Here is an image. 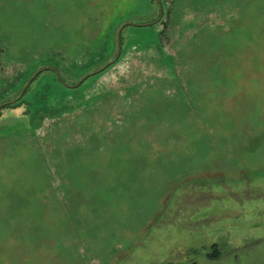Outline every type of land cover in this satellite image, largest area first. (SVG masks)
Here are the masks:
<instances>
[{
  "label": "rangeland",
  "instance_id": "rangeland-1",
  "mask_svg": "<svg viewBox=\"0 0 264 264\" xmlns=\"http://www.w3.org/2000/svg\"><path fill=\"white\" fill-rule=\"evenodd\" d=\"M162 10L0 0V106L30 86L34 105L0 121V134L19 122L29 136L0 145V264H198L214 244L225 257L260 252L264 0ZM129 20L161 22L126 26L141 40L114 61Z\"/></svg>",
  "mask_w": 264,
  "mask_h": 264
},
{
  "label": "trees",
  "instance_id": "trees-1",
  "mask_svg": "<svg viewBox=\"0 0 264 264\" xmlns=\"http://www.w3.org/2000/svg\"><path fill=\"white\" fill-rule=\"evenodd\" d=\"M159 1H161L160 3H159ZM151 2H152V5H153V9H155L156 8V5L159 7V6H162L163 7V10H164V2H166V0H151ZM160 4V5H159ZM159 10H160V8H158ZM162 9V8H161ZM162 10V11H163ZM161 11V10H160ZM162 14H165V17H166V12H165V10L163 11V13ZM159 20H163L162 18H160ZM159 20H155V21H151L150 23L149 22H142V23H136V22H134V21H130L129 20V22L127 23V22H124V21H122V26H123V29L121 30V32L119 33V31H118V34H117V32H116V35H115V37H116V39L117 40H115V47H116V52L118 51V47L120 46L121 47V49H122V47H123V45H125V46H127L128 45V43L129 42H127V39H129L130 41L132 40L131 38H132V36L133 37H135L137 40L139 39V40H141V34H137L136 36H135V34H128L127 32H126V34H123L124 33V31H126L125 30V27L126 26H137V27H147V26H151V28L154 30L155 29V27L157 26V24L159 23V22H161V21H159ZM165 25V24H164ZM121 26V27H122ZM119 29V28H118ZM120 30V29H119ZM163 33H165V32H163ZM120 34V35H119ZM117 35H118V38H117ZM161 32L160 33H158V35L156 34V36L158 37L159 36V39H161ZM126 42V43H125ZM125 50V49H124ZM125 52H126V50H125ZM99 53H103V51L101 50ZM98 53V54H99ZM114 53V52H113ZM52 54H53V56L55 57L56 56V54H58V53H56L55 51H53L52 52ZM121 54H122V52H121ZM125 54V53H124ZM123 54V55H124ZM123 55H121L120 56V58L123 56ZM96 60H98L97 62H99L100 60H102L101 58H97ZM107 64V63H106ZM112 67V65L111 64H108V65H105L103 68L104 69H100V71L99 72H97V73H95V74H93V75H90L87 79H88V82H89V84L90 83H92L97 77H99V75H101V74H103V73H105L106 71H107V69H109V68H111ZM40 68L42 69V70H48L49 68H48V66L47 65H42V66H40ZM0 70H1V67H0ZM39 71V70H38ZM39 75V74H38ZM87 79H85L84 81H82V82H80V84H78V85H76V86H72V87H68L69 89H71V92H69V93H75V92H82V93H84V91H85V87L84 86H86L85 84H86V80ZM65 81V80H64ZM31 87V86H30ZM30 87H28L27 88V90L24 92V94H26L28 91H29V89H30ZM23 94V96L22 97H20V96H18L17 98H15V99H13V100H9L8 98H3V100L1 101V105L3 104V103H5V102H9V104L8 105H6V106H4V107H2L1 108V110H0V121H2V120H4L3 118H6V117H12V118H17V119H24V118H28V115L31 113V112H33L34 111V105H32L33 103H29V102H26V100L24 99V97H25V95ZM47 98V96H43L40 100H44V99H46ZM12 101V102H11ZM11 102V103H10ZM88 104V103H87ZM87 106V105H86ZM44 110V111H43ZM42 115H44V113L47 111V108H45V107H43V109H42ZM17 112V115H20L19 117L18 116H16V113ZM6 115V116H5ZM42 118H44V116H42ZM33 120V119H32ZM31 120V121H32ZM17 122V121H16ZM18 126H19V122H17L15 125H14V127L15 128H7V127H5L2 131V134H0V145H1V143H2V140H4V139H7V138H9V137H11V136H18V138L19 137H22V136H26V138H27V136H28V132H20V130L19 129H17L18 128ZM29 135H31V133H29ZM29 137V136H28ZM222 255H223V253H222V251L220 250V247H219V245L218 244H214V245H212L211 247H210V250H209V252L206 254V258L207 259H210V260H216V259H219V258H221L222 257Z\"/></svg>",
  "mask_w": 264,
  "mask_h": 264
},
{
  "label": "crops",
  "instance_id": "crops-1",
  "mask_svg": "<svg viewBox=\"0 0 264 264\" xmlns=\"http://www.w3.org/2000/svg\"><path fill=\"white\" fill-rule=\"evenodd\" d=\"M253 247H260V252L252 254V257H249V254L245 253H235L232 257L223 256L219 259L210 260L206 257H202V261L198 264H264V243H259ZM188 264V263H184ZM197 264V262L195 263Z\"/></svg>",
  "mask_w": 264,
  "mask_h": 264
},
{
  "label": "water",
  "instance_id": "water-1",
  "mask_svg": "<svg viewBox=\"0 0 264 264\" xmlns=\"http://www.w3.org/2000/svg\"><path fill=\"white\" fill-rule=\"evenodd\" d=\"M121 32V30H119V33ZM120 53H121V49H120V46L118 47V54H117V57H116V59L114 60V61H116L117 59H118V57H119V55H120ZM102 70V69H101ZM100 71V70H99ZM99 71H97V72H99ZM97 72H95V73H97ZM94 73H91V74H89V75H87L84 79H86L88 76H90V75H93ZM83 79V80H84ZM82 80V81H83ZM22 96H23V94H22ZM22 96H20V97H22ZM12 102V101H11ZM10 102V103H11ZM9 104V102H5V103H3L1 106H0V110H1V108L2 107H4V106H6V105H8Z\"/></svg>",
  "mask_w": 264,
  "mask_h": 264
},
{
  "label": "flooded vegetation",
  "instance_id": "flooded-vegetation-1",
  "mask_svg": "<svg viewBox=\"0 0 264 264\" xmlns=\"http://www.w3.org/2000/svg\"><path fill=\"white\" fill-rule=\"evenodd\" d=\"M161 2V1H160Z\"/></svg>",
  "mask_w": 264,
  "mask_h": 264
}]
</instances>
